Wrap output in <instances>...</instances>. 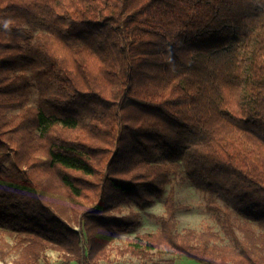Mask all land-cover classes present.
<instances>
[{
    "label": "trees",
    "instance_id": "trees-1",
    "mask_svg": "<svg viewBox=\"0 0 264 264\" xmlns=\"http://www.w3.org/2000/svg\"><path fill=\"white\" fill-rule=\"evenodd\" d=\"M180 173L233 245L178 230ZM167 184L125 252L264 264V0H0V260L91 264Z\"/></svg>",
    "mask_w": 264,
    "mask_h": 264
},
{
    "label": "rangeland",
    "instance_id": "rangeland-1",
    "mask_svg": "<svg viewBox=\"0 0 264 264\" xmlns=\"http://www.w3.org/2000/svg\"><path fill=\"white\" fill-rule=\"evenodd\" d=\"M35 97L36 94H34L33 100ZM172 183L176 187L177 202L185 205L177 213L178 230L183 232L185 229L194 228L200 231L210 227L219 233L221 243L233 245L234 241L232 237L222 228L216 215L207 210L205 192L187 179L183 173L174 177ZM170 187L171 184H167L161 196L153 198L151 202L145 205H138L133 201L123 205L121 211H116L115 213L118 215H125L130 212L136 213L138 215V223L129 231L115 232L113 240L105 244L102 257L95 261L96 258H92L89 255V257L87 256L86 262L91 264H204L175 252L158 253L152 258H145L131 251H124L130 246V242H135L138 234L154 232L159 229L160 222L156 216L164 212V200ZM73 224L76 228H81L79 224ZM255 226L258 231H264V228L256 224ZM6 239L11 244L15 242L12 236L6 235ZM9 250L10 254L7 262L8 264H12L13 259L17 257L18 253L15 249L10 248ZM87 252L88 250L85 251L86 254ZM47 256L48 260L43 259L41 261L42 264H87L85 261L78 260L67 263L63 253L56 249H49ZM84 257L86 258V256ZM0 264H4V262L0 260Z\"/></svg>",
    "mask_w": 264,
    "mask_h": 264
},
{
    "label": "clouds",
    "instance_id": "clouds-1",
    "mask_svg": "<svg viewBox=\"0 0 264 264\" xmlns=\"http://www.w3.org/2000/svg\"><path fill=\"white\" fill-rule=\"evenodd\" d=\"M8 27H9V23H8V22H5V23H4V28L7 29Z\"/></svg>",
    "mask_w": 264,
    "mask_h": 264
}]
</instances>
